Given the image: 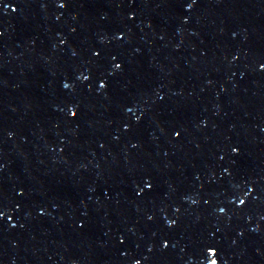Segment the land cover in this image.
I'll list each match as a JSON object with an SVG mask.
<instances>
[{
    "label": "water",
    "instance_id": "obj_1",
    "mask_svg": "<svg viewBox=\"0 0 264 264\" xmlns=\"http://www.w3.org/2000/svg\"><path fill=\"white\" fill-rule=\"evenodd\" d=\"M0 264H264V0H0Z\"/></svg>",
    "mask_w": 264,
    "mask_h": 264
}]
</instances>
